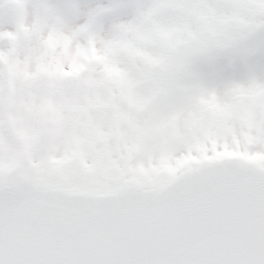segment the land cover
I'll return each instance as SVG.
<instances>
[{"label":"snow or ice","instance_id":"1","mask_svg":"<svg viewBox=\"0 0 264 264\" xmlns=\"http://www.w3.org/2000/svg\"><path fill=\"white\" fill-rule=\"evenodd\" d=\"M0 264H264V0H0Z\"/></svg>","mask_w":264,"mask_h":264}]
</instances>
